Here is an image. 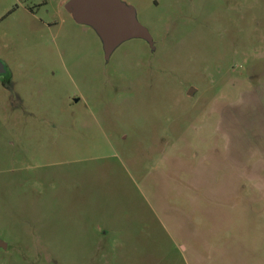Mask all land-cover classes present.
Segmentation results:
<instances>
[{
  "label": "rangeland",
  "instance_id": "obj_1",
  "mask_svg": "<svg viewBox=\"0 0 264 264\" xmlns=\"http://www.w3.org/2000/svg\"><path fill=\"white\" fill-rule=\"evenodd\" d=\"M123 1L0 0V264H264V0Z\"/></svg>",
  "mask_w": 264,
  "mask_h": 264
},
{
  "label": "water",
  "instance_id": "obj_2",
  "mask_svg": "<svg viewBox=\"0 0 264 264\" xmlns=\"http://www.w3.org/2000/svg\"><path fill=\"white\" fill-rule=\"evenodd\" d=\"M67 8L78 23L97 29L109 55L129 39L141 38L152 43L149 31L137 20L135 10L123 0H69ZM6 73L7 68L0 60V76ZM5 246L0 242V247Z\"/></svg>",
  "mask_w": 264,
  "mask_h": 264
},
{
  "label": "crops",
  "instance_id": "obj_3",
  "mask_svg": "<svg viewBox=\"0 0 264 264\" xmlns=\"http://www.w3.org/2000/svg\"><path fill=\"white\" fill-rule=\"evenodd\" d=\"M61 2H63V3H64V2H66V3H67V2H68V0H61Z\"/></svg>",
  "mask_w": 264,
  "mask_h": 264
},
{
  "label": "flooded vegetation",
  "instance_id": "obj_4",
  "mask_svg": "<svg viewBox=\"0 0 264 264\" xmlns=\"http://www.w3.org/2000/svg\"><path fill=\"white\" fill-rule=\"evenodd\" d=\"M68 2H69V0H68ZM68 2H67V3H68ZM7 73H8V71H7ZM7 73H6L5 75L0 76V77L7 76Z\"/></svg>",
  "mask_w": 264,
  "mask_h": 264
}]
</instances>
